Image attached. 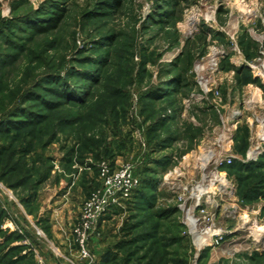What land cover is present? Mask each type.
<instances>
[{
  "label": "rangeland",
  "instance_id": "1",
  "mask_svg": "<svg viewBox=\"0 0 264 264\" xmlns=\"http://www.w3.org/2000/svg\"><path fill=\"white\" fill-rule=\"evenodd\" d=\"M26 115L0 134V264H264V0H0V124ZM104 164L139 183L84 260Z\"/></svg>",
  "mask_w": 264,
  "mask_h": 264
},
{
  "label": "built area",
  "instance_id": "2",
  "mask_svg": "<svg viewBox=\"0 0 264 264\" xmlns=\"http://www.w3.org/2000/svg\"><path fill=\"white\" fill-rule=\"evenodd\" d=\"M226 163L230 164L231 158H228ZM99 175V188L84 201L78 223L72 228L74 244L79 256L84 260L91 256L88 242L100 217L120 206L122 201L128 200L139 183L132 164H124L114 170L104 164L99 170ZM36 233L38 236L42 234L38 230Z\"/></svg>",
  "mask_w": 264,
  "mask_h": 264
},
{
  "label": "trees",
  "instance_id": "3",
  "mask_svg": "<svg viewBox=\"0 0 264 264\" xmlns=\"http://www.w3.org/2000/svg\"><path fill=\"white\" fill-rule=\"evenodd\" d=\"M54 16L50 19H48V22L44 23L43 25H33V30L39 34H46L51 30H55L57 29V27L60 25L61 20L63 19V15H64V9H60L55 7V12L53 14ZM176 88H173V90H175ZM56 95L58 97L64 98L65 94L64 93H58L56 92ZM57 105H51V107H55ZM50 107V108H51ZM27 119L24 122V124L22 125L21 128L16 127V124L14 123H6L5 125L0 124V134H12L15 131H21L22 128L26 127L27 125H36L39 122V116H33V115H26ZM12 188H14V186H11ZM22 260V259H20Z\"/></svg>",
  "mask_w": 264,
  "mask_h": 264
},
{
  "label": "bare ground",
  "instance_id": "4",
  "mask_svg": "<svg viewBox=\"0 0 264 264\" xmlns=\"http://www.w3.org/2000/svg\"><path fill=\"white\" fill-rule=\"evenodd\" d=\"M260 133H261V135L264 136V126H263V131H261ZM225 182L226 181L222 176L221 177L212 176L211 179L208 181V186L209 187L218 186L220 188H223L224 191H227L228 189H227ZM206 190H207V188L203 189L204 193L202 195H205ZM187 217L188 218L190 217V221H191V228L190 229H192L193 227L196 226V224H195L196 221L194 220V218H191V215H187ZM191 232L194 233L195 229H193ZM222 235H223V233L218 229H208V230L204 231L203 234H195L194 235V243L196 245H199L200 243H203L208 238L214 239L217 237H221Z\"/></svg>",
  "mask_w": 264,
  "mask_h": 264
},
{
  "label": "crops",
  "instance_id": "5",
  "mask_svg": "<svg viewBox=\"0 0 264 264\" xmlns=\"http://www.w3.org/2000/svg\"><path fill=\"white\" fill-rule=\"evenodd\" d=\"M55 230V229H54ZM54 233L56 231H53ZM56 234H53V238H55ZM59 239V238H58ZM60 242L62 241V243L64 242V244L66 245V242L68 240V237L66 236L65 239L60 238ZM56 240V238H55ZM66 249V246H65ZM64 250V248H63ZM58 252V251H57ZM56 251H53L51 247H48L47 244H44V246L42 248H40V250L38 251L39 254H37L36 258H38V260H35L33 264H59L60 260L58 259V257H61V253H57Z\"/></svg>",
  "mask_w": 264,
  "mask_h": 264
}]
</instances>
